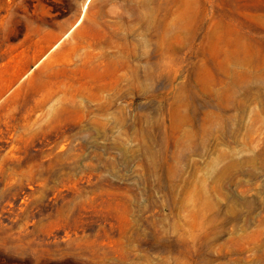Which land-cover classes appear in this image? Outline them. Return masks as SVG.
<instances>
[{"label":"rangeland","instance_id":"374dc122","mask_svg":"<svg viewBox=\"0 0 264 264\" xmlns=\"http://www.w3.org/2000/svg\"><path fill=\"white\" fill-rule=\"evenodd\" d=\"M0 264H264V0H0Z\"/></svg>","mask_w":264,"mask_h":264}]
</instances>
